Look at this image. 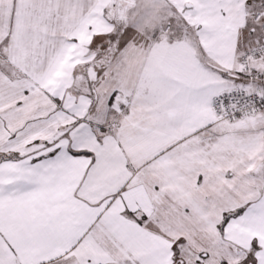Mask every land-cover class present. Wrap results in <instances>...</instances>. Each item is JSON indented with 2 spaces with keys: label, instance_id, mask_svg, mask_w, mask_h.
Here are the masks:
<instances>
[{
  "label": "snow or ice",
  "instance_id": "1",
  "mask_svg": "<svg viewBox=\"0 0 264 264\" xmlns=\"http://www.w3.org/2000/svg\"><path fill=\"white\" fill-rule=\"evenodd\" d=\"M0 264H264V0H0Z\"/></svg>",
  "mask_w": 264,
  "mask_h": 264
}]
</instances>
